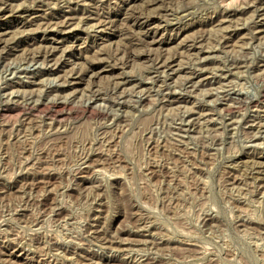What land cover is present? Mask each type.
I'll return each instance as SVG.
<instances>
[{
	"label": "rangeland",
	"instance_id": "obj_1",
	"mask_svg": "<svg viewBox=\"0 0 264 264\" xmlns=\"http://www.w3.org/2000/svg\"><path fill=\"white\" fill-rule=\"evenodd\" d=\"M3 3L0 264H264V0Z\"/></svg>",
	"mask_w": 264,
	"mask_h": 264
},
{
	"label": "bare ground",
	"instance_id": "obj_2",
	"mask_svg": "<svg viewBox=\"0 0 264 264\" xmlns=\"http://www.w3.org/2000/svg\"><path fill=\"white\" fill-rule=\"evenodd\" d=\"M4 4V7H1L0 8V11H1V13H4V11L5 10H7L8 9V7H9V5H7V3H3ZM135 10V9H134ZM12 12H14V11H12ZM133 12V11H132ZM137 12V11H136ZM134 12V13H132V15L130 16V17H127L126 18V20H129V18H130V20L129 21H131L132 23H138V22H140V21H143V23H145L146 24V26H150L152 23H153V19H154V16L153 15H146L145 13H143V12ZM90 16V15H89ZM125 16V15H124ZM24 17V18H23ZM23 17H21L23 20H22V22L20 23V24H22V26H26L28 23H30V22H33V20L32 19H29L28 17H25V16H23ZM67 17V16H66ZM90 17H92V16H90ZM126 17V16H125ZM66 19H68L67 21H63V23H62V25H61V27L62 26H67V25H69V23L72 21V19H75V17L73 16H69L68 18H66ZM88 20H90V19H86V21L88 22ZM93 23V22H92ZM72 24V23H71ZM92 25V24H91ZM93 25H94V27H95V29L96 28H99L101 25H100V23H96L95 22V24L93 23ZM60 26V25H59ZM147 28V27H146ZM153 29V28H152ZM17 31V30H16ZM21 32H23V31H20V33ZM150 32H152L151 30H150V28H148L147 29V31H146V36H150ZM20 33H18V35H21ZM24 33V32H23ZM23 33H22V35H23ZM65 33H71L70 31L68 32H65ZM194 33V32H193ZM10 34V31H5V32H0V45H3L2 46V49L1 50H3V52H4V50H6L5 51V53H7L9 50H11L12 48H13V46H12V48H11V43H13L12 41H14L13 40V38L12 37H9V38H6L8 35ZM17 34V33H16ZM14 37V36H13ZM16 37H18V36H16ZM16 37H14V38H16ZM11 38V39H10ZM20 38V37H19ZM62 40V39H61ZM154 41V43H156V42H158L157 40H153ZM61 42V41H60ZM85 42V41H84ZM161 42V41H160ZM52 43H59V41L58 40H52ZM153 43V42H152ZM160 44V43H159ZM44 46V45H43ZM80 46V45H79ZM77 48V47H76ZM79 48V47H78ZM58 50V47L57 46H51V47H49V48H47V51L45 50V57H44V61L46 62H48V64L50 63V65H51V67H50V69L48 70L49 72H53V71H57L59 68H60V66H61V64H63V60H62V58H60V57H57L56 56V51ZM60 50V49H59ZM73 50H74V46H71V47H69V48H67V50H63V54H67L68 52H73ZM38 51V50H37ZM43 51V50H42ZM2 52V51H1ZM44 52V51H43ZM39 54H41V55H34V58L33 59H35V60H38V58H40V57H42L43 55H42V53H40L39 52ZM150 55V54H149ZM33 56V55H32ZM33 59H32V61H33ZM173 59V58H172ZM41 62V61H40ZM174 60H171L170 58L168 59V60H164L163 62H162V64H161V67L165 70V71H172L173 69H174ZM87 67V66H86ZM93 67H91L90 65L87 67V68H85V69H83L81 72H75V75H73V76H69L70 78L69 79H67L66 81L68 82V85L69 86H71V88H73L74 89V92H77L78 91V87L76 86L77 84H79L80 82H82L83 80H84V78L90 73V72H93V69H92ZM79 71V70H78ZM54 73V72H53ZM94 74H95V72H93ZM99 73V72H98ZM92 74V73H91ZM93 74V75H94ZM91 76V75H90ZM193 79H199L198 81L200 82V84H203L204 82H206V80L208 79L207 77H202L201 76V74L199 75H195V76H193L192 77ZM114 81V85H115V90L116 89H118V90H124L132 81L129 79V77H127V76H116L115 77V79H113ZM192 79H190L189 81H191ZM66 81H65V83H66ZM112 81V80H111ZM71 95V94H70ZM94 95H95V98H97V97H100L101 96V94H100V92H98V91H95V93H94ZM263 97H264V95H263ZM94 98V99H95ZM169 100V99H168ZM226 100H227V104L229 105V107H232V108H241V107H243V106H245L246 105V101H245V99H243L242 97H240V95H237L236 93H232V94H229L228 95V97L226 98ZM55 103V102H54ZM57 103V102H56ZM29 105V104H28ZM27 105V106H28ZM62 105V104H61ZM36 106V105H35ZM57 106V105H56ZM86 108V107H85ZM88 108V107H87ZM232 108H230V109H232ZM261 108H264V107H261ZM45 109V108H44ZM262 110V109H261ZM263 111H264V109H263ZM264 113V112H263ZM53 114V113H52ZM103 116V115H102ZM57 118V117H56ZM192 118V117H191ZM259 121V120H258ZM192 122V121H191ZM255 122V121H254ZM250 123H251V119H250ZM263 125V124H262ZM192 126H194V122H193V124H192ZM256 127H258V126H256ZM252 128V127H251ZM31 129V128H30ZM54 130V129H53ZM52 130V131H53ZM256 130V129H255ZM25 134V133H24ZM26 138V137H25ZM177 144V143H176ZM177 146V145H176ZM261 162V161H260ZM102 171V170H101ZM118 171V170H117ZM73 172V171H72ZM122 194V193H121ZM23 231V230H22ZM33 234V233H32ZM14 240V239H13ZM110 246V245H109ZM55 247V246H54ZM188 247V246H187ZM45 252V251H44Z\"/></svg>",
	"mask_w": 264,
	"mask_h": 264
}]
</instances>
